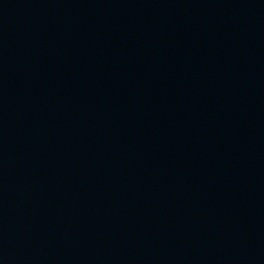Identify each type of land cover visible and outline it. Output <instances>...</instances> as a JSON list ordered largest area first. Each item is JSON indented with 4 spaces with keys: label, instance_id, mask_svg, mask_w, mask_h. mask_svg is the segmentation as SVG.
<instances>
[{
    "label": "water",
    "instance_id": "obj_1",
    "mask_svg": "<svg viewBox=\"0 0 264 264\" xmlns=\"http://www.w3.org/2000/svg\"><path fill=\"white\" fill-rule=\"evenodd\" d=\"M0 264H264V0H0Z\"/></svg>",
    "mask_w": 264,
    "mask_h": 264
}]
</instances>
